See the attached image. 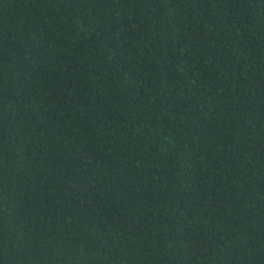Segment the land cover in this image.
Here are the masks:
<instances>
[{
    "label": "trees",
    "instance_id": "obj_1",
    "mask_svg": "<svg viewBox=\"0 0 264 264\" xmlns=\"http://www.w3.org/2000/svg\"><path fill=\"white\" fill-rule=\"evenodd\" d=\"M0 264H264V0H0Z\"/></svg>",
    "mask_w": 264,
    "mask_h": 264
}]
</instances>
